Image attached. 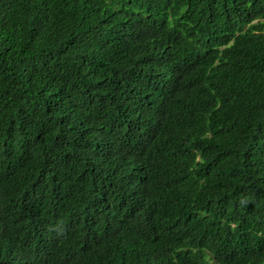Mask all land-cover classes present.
<instances>
[{
	"label": "trees",
	"instance_id": "obj_1",
	"mask_svg": "<svg viewBox=\"0 0 264 264\" xmlns=\"http://www.w3.org/2000/svg\"><path fill=\"white\" fill-rule=\"evenodd\" d=\"M0 264H264V0H0Z\"/></svg>",
	"mask_w": 264,
	"mask_h": 264
}]
</instances>
